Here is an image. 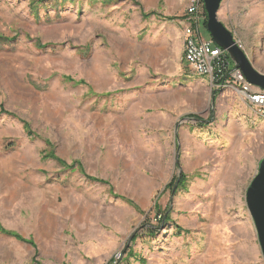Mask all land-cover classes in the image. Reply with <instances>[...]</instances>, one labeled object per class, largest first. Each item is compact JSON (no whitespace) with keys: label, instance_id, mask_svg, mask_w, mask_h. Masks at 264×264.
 <instances>
[{"label":"rangeland","instance_id":"obj_1","mask_svg":"<svg viewBox=\"0 0 264 264\" xmlns=\"http://www.w3.org/2000/svg\"><path fill=\"white\" fill-rule=\"evenodd\" d=\"M191 1L0 0V264H264V118L185 62ZM218 18L264 73V0Z\"/></svg>","mask_w":264,"mask_h":264},{"label":"built area","instance_id":"obj_2","mask_svg":"<svg viewBox=\"0 0 264 264\" xmlns=\"http://www.w3.org/2000/svg\"><path fill=\"white\" fill-rule=\"evenodd\" d=\"M207 19L202 0H192L183 19L185 32L184 60L193 72L208 77L218 89L233 88L254 106L258 117L264 118V90L250 84L226 50L213 39L200 36L201 25Z\"/></svg>","mask_w":264,"mask_h":264},{"label":"water","instance_id":"obj_3","mask_svg":"<svg viewBox=\"0 0 264 264\" xmlns=\"http://www.w3.org/2000/svg\"><path fill=\"white\" fill-rule=\"evenodd\" d=\"M222 1L203 0L207 13L208 31L213 41L228 51L235 67L242 71L246 80L264 90V73L259 72L253 66L241 45L234 38L233 33L218 18ZM197 120L205 122L201 118ZM246 202L264 256V157L260 161L258 171L248 187Z\"/></svg>","mask_w":264,"mask_h":264},{"label":"trees","instance_id":"obj_4","mask_svg":"<svg viewBox=\"0 0 264 264\" xmlns=\"http://www.w3.org/2000/svg\"><path fill=\"white\" fill-rule=\"evenodd\" d=\"M45 1H46V0H30V2H31L30 4L32 5L31 10L34 12V14H35L36 16H39L40 5L43 4ZM106 1H107V2H111V0H106ZM202 1H203V0H202ZM204 25H207V19L204 21ZM218 90H219V89H217V92L215 91V93H214V96H215V97L218 96ZM1 111H2V113H5V114L11 115V116L13 115L11 112H9V111H7V110H5V109H1ZM24 126L26 127V129H29L28 125H26L25 123H24ZM29 130H30V129H29ZM46 157H47V158H49V157H51V158H57L55 155H53V154H51V153L47 154ZM57 160H58L63 166H65L66 168L71 169V170L75 169V165H74V164L70 165V164H68L67 162H65L64 160H61V159H57ZM87 179H88V180H91V181H98V180H96V179H94V178H92V177H89V176H87ZM151 227H152V229L154 228L153 226H151ZM0 230H1L2 232H4V233L12 234V235L18 236V235L15 234L14 232L6 231V230H4V228L2 229V228H1V225H0ZM178 230H181V228H178ZM151 231L154 232V230H151Z\"/></svg>","mask_w":264,"mask_h":264},{"label":"bare ground","instance_id":"obj_5","mask_svg":"<svg viewBox=\"0 0 264 264\" xmlns=\"http://www.w3.org/2000/svg\"><path fill=\"white\" fill-rule=\"evenodd\" d=\"M216 45H218V44H216ZM219 46V45H218ZM219 47H221V46H219ZM222 48V47H221ZM222 49H224V48H222ZM224 50H226V49H224ZM227 51V50H226ZM227 53H228V51H227ZM229 54V53H228Z\"/></svg>","mask_w":264,"mask_h":264}]
</instances>
